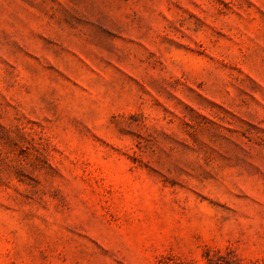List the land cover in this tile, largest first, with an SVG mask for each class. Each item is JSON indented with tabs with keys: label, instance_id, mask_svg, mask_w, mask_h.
Masks as SVG:
<instances>
[{
	"label": "rangeland",
	"instance_id": "obj_1",
	"mask_svg": "<svg viewBox=\"0 0 264 264\" xmlns=\"http://www.w3.org/2000/svg\"><path fill=\"white\" fill-rule=\"evenodd\" d=\"M0 264H264V0H0Z\"/></svg>",
	"mask_w": 264,
	"mask_h": 264
}]
</instances>
